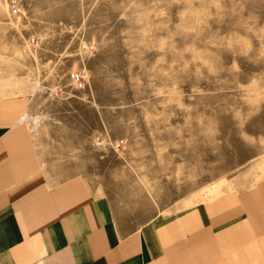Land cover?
Returning a JSON list of instances; mask_svg holds the SVG:
<instances>
[{
	"label": "rangeland",
	"instance_id": "obj_1",
	"mask_svg": "<svg viewBox=\"0 0 264 264\" xmlns=\"http://www.w3.org/2000/svg\"><path fill=\"white\" fill-rule=\"evenodd\" d=\"M43 169L135 227L264 177V0H0Z\"/></svg>",
	"mask_w": 264,
	"mask_h": 264
},
{
	"label": "crops",
	"instance_id": "obj_2",
	"mask_svg": "<svg viewBox=\"0 0 264 264\" xmlns=\"http://www.w3.org/2000/svg\"><path fill=\"white\" fill-rule=\"evenodd\" d=\"M0 57V264H264V177L135 227L80 176L43 169L28 94Z\"/></svg>",
	"mask_w": 264,
	"mask_h": 264
}]
</instances>
